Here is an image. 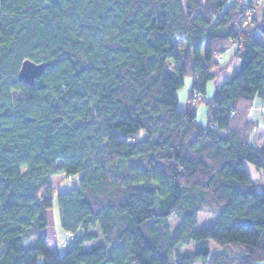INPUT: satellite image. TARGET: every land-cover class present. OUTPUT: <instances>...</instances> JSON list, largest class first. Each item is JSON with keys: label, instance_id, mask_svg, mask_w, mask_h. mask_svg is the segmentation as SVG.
<instances>
[{"label": "trees", "instance_id": "1", "mask_svg": "<svg viewBox=\"0 0 264 264\" xmlns=\"http://www.w3.org/2000/svg\"><path fill=\"white\" fill-rule=\"evenodd\" d=\"M253 1L0 0V264L264 262V192L246 168L264 179ZM26 59L49 64L32 86L17 80ZM225 75L203 126L192 95ZM60 175L76 180L56 192L61 239L74 236L62 255L43 233ZM202 212L214 220L197 230Z\"/></svg>", "mask_w": 264, "mask_h": 264}, {"label": "rangeland", "instance_id": "2", "mask_svg": "<svg viewBox=\"0 0 264 264\" xmlns=\"http://www.w3.org/2000/svg\"><path fill=\"white\" fill-rule=\"evenodd\" d=\"M245 2H248V0H244ZM263 0L258 4H262ZM257 5V6H258ZM232 55V52H225L223 56L222 62H226ZM215 82H208L206 86L205 96L206 98L203 100H198L195 107H196V118L197 122L201 125H205L207 123L208 118L206 117L207 112V104L206 102L211 100L213 97V93L215 90ZM191 89V79L189 77H186L184 79V83L182 85V88L177 91V97H178V108L183 111L186 109V106L188 105V95ZM194 97V96H193ZM257 102V99L253 102ZM246 168L249 172V175L253 180H255L256 183V189L259 192H264V179L262 172L255 169L251 164H246ZM76 180H69L64 178V176L60 175L52 179V186H53V206L51 210L49 211V225L43 230V233L47 236L48 239V249L50 251H56L59 255H62L64 253V248L60 245L61 242V236H62V230L59 225V213H58V207L56 202V192L58 191H68L72 189L75 186ZM214 220V217H212L211 214H208L206 212H202L199 214L197 227L196 229H202V228H208L212 225ZM177 222H175L173 219L170 223V227L172 230H174L176 227ZM33 240L28 241L25 244V247L32 244ZM211 250L217 251L219 248L215 246V244L210 243ZM196 264H201L200 262H197ZM259 264H264L259 263Z\"/></svg>", "mask_w": 264, "mask_h": 264}, {"label": "crops", "instance_id": "3", "mask_svg": "<svg viewBox=\"0 0 264 264\" xmlns=\"http://www.w3.org/2000/svg\"><path fill=\"white\" fill-rule=\"evenodd\" d=\"M249 1L250 0H248V2ZM255 8L256 9L254 11L253 16L256 19H258L264 14V0H263L262 4L256 6ZM257 39L261 41L260 37H258ZM228 51L231 52L228 49L225 52H228ZM228 60L224 63H227ZM238 64H239V62L235 59L232 62L230 68H234ZM225 77H226V75L219 77L216 81H214L215 85L217 86V85L221 84L223 82V80L225 79ZM262 105H263L262 102L260 100H258L256 103H254L253 108H251L249 110L248 115H247L250 122H252L256 126V128H254V130H253L254 131L253 132V143L258 148L264 147V109H263Z\"/></svg>", "mask_w": 264, "mask_h": 264}, {"label": "water", "instance_id": "4", "mask_svg": "<svg viewBox=\"0 0 264 264\" xmlns=\"http://www.w3.org/2000/svg\"><path fill=\"white\" fill-rule=\"evenodd\" d=\"M48 66L46 63H34L26 59L20 65L17 80L24 85L32 86Z\"/></svg>", "mask_w": 264, "mask_h": 264}, {"label": "built area", "instance_id": "5", "mask_svg": "<svg viewBox=\"0 0 264 264\" xmlns=\"http://www.w3.org/2000/svg\"><path fill=\"white\" fill-rule=\"evenodd\" d=\"M261 2V0H254L253 5H258ZM194 96V97H193ZM203 96L199 93H193L192 95V102L197 103L198 100H202ZM74 239V236L71 233L64 232L63 238L61 239L60 245L62 247H66L72 240Z\"/></svg>", "mask_w": 264, "mask_h": 264}]
</instances>
